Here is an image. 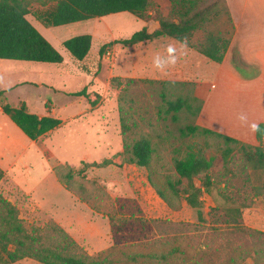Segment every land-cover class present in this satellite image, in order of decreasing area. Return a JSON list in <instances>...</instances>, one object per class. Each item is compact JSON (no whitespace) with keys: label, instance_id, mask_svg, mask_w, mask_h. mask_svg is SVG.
I'll return each mask as SVG.
<instances>
[{"label":"rangeland","instance_id":"1","mask_svg":"<svg viewBox=\"0 0 264 264\" xmlns=\"http://www.w3.org/2000/svg\"><path fill=\"white\" fill-rule=\"evenodd\" d=\"M55 1L29 0L30 13L26 17L59 51L62 62L0 59V90H5L10 106H17L21 100L33 112H39L44 100L50 99L59 118H69L88 107L89 127L86 130L78 124H63L57 132L33 142L17 163L21 164L19 168L2 169L0 195L15 206L27 233L38 235L40 243L53 247L58 233L52 226L56 224L66 231L65 221L74 211L77 223L80 218L84 222L82 228L76 226L77 236L83 241H76L79 247L73 254L90 264H264V184L250 164L244 163L242 154L247 148L240 149L241 143L225 144L220 138L199 132L182 134L181 129L195 123L193 110L197 102L191 101V111L182 108L173 119L172 112H165L161 98L164 89L158 82H183L165 89L171 99L191 96L193 66L200 63L197 58H201V65L214 64L191 46L203 39L206 30L216 33L230 29L228 15L213 18L187 41L159 36L131 46L115 43L106 47L111 52L106 57L105 51L98 52L102 44L128 37L143 26L148 31L158 28L156 16H168L169 0H152L147 19L121 11L46 26L35 16ZM250 18L253 23L264 22L262 13ZM79 34L92 37L89 54L81 61L72 58L62 45L65 39ZM235 64L239 65L237 61ZM113 76L134 81H122L115 87L109 82ZM82 88L89 92L94 104L90 98L71 94ZM118 104L130 126L127 142L144 136L152 144L150 169L125 161L128 154L123 153ZM45 105L50 107V102ZM96 127L104 129L113 150L102 148L100 156L90 152L81 159L86 151L79 147L80 143L94 138ZM14 129L9 117L0 111V140L11 137ZM263 140L264 135L256 146H263ZM227 145L234 151L230 161L224 163L220 150ZM188 150L213 157L210 175L214 185L210 194L201 196L203 221L169 186V182L180 190L184 186L176 183L173 159ZM104 158L112 163L78 171L83 167L81 161L99 162ZM57 164L63 165V171L65 166L73 168L71 190L53 172L51 167ZM148 177L176 209H170L156 194ZM195 182L199 180L195 178ZM224 205L242 207L238 221L244 230L225 223ZM11 264L43 263L23 257Z\"/></svg>","mask_w":264,"mask_h":264},{"label":"trees","instance_id":"2","mask_svg":"<svg viewBox=\"0 0 264 264\" xmlns=\"http://www.w3.org/2000/svg\"><path fill=\"white\" fill-rule=\"evenodd\" d=\"M171 8L167 17H162L159 13L157 18L159 27L148 31L143 26L141 29L133 32L130 36L117 38L102 44L98 52L102 54L106 47L115 43L123 46H131L140 42L149 41L156 37H170L176 41L183 42L190 39L193 33L212 20L219 18L222 14L231 18L225 0H169ZM152 4V0H56L48 5L35 16L42 24L62 25L75 21L88 19L91 17H102L110 13L128 11L139 19H147V11ZM30 13L29 0H0V59H12L22 61H34L43 63L62 62L63 57L59 51L38 31V29L27 19L26 15ZM231 27L222 32H212L206 30L203 39L192 44L195 50L210 61L220 63L229 45ZM92 37L89 34H79L62 42L63 47L68 51L72 58L81 61L89 54ZM122 81L130 83L134 78L122 80L117 76L110 78L109 82L115 87ZM138 81H148L154 83L151 79H138ZM164 91L161 92V98L166 105L165 112H172V118L176 119V113L182 108L191 111V101H196L197 105L193 110L194 117L198 115L202 99L194 95L192 89L191 96H176L174 99L168 97L165 89L169 85L183 83L169 80L158 81ZM193 88V86H192ZM5 90H0V109L10 120L26 135L29 139L35 140L46 134L48 131L58 127L61 120L50 115L38 116L29 112L24 101H19L17 106H10L6 102ZM76 96H86V89L71 93ZM120 96L117 97L119 101ZM93 102V101H92ZM120 134L122 136L123 153H127L126 162L135 164L138 167L150 169L153 147L147 137L134 139L127 142L130 126L127 123L121 105L118 104ZM212 135L222 139L225 144L241 143L240 149L247 148L243 152L244 163H249L252 171L262 178L264 184V140L263 146L250 145L239 140L224 135L222 133L199 126L198 124H188L181 129L184 135L194 133ZM264 135V122H260L255 127V136L261 140ZM222 161L228 162L232 157L234 148L230 145L221 150ZM213 157H205L200 152L188 150L184 156L173 159V168L178 176L177 184L184 183L180 189L176 188L175 183L169 182L173 194L182 198L186 205L192 208L199 221H203V202L201 196L203 193L210 194L214 185V180L210 175ZM83 167L79 172L87 167H104L111 164L110 159L104 158L97 161H81ZM57 164L52 167L57 179L62 182L66 188L71 190L70 181L73 178V168ZM4 176V171L0 167V180ZM195 178L199 180L195 182ZM149 183L155 189L156 194L169 206L170 209H176L167 195L148 177ZM183 180L185 182H183ZM224 210L225 223L244 228L238 219L242 216L241 206H222ZM18 212L15 206L0 195V264H11L23 257H32L43 264H90L81 256H76L73 251L78 248V244L66 231L60 226L53 225L52 228L58 233L55 246L43 245L39 241L38 235H30L21 225ZM250 232H259L249 230ZM9 245H13L10 248Z\"/></svg>","mask_w":264,"mask_h":264},{"label":"crops","instance_id":"3","mask_svg":"<svg viewBox=\"0 0 264 264\" xmlns=\"http://www.w3.org/2000/svg\"><path fill=\"white\" fill-rule=\"evenodd\" d=\"M225 3L231 18V34L222 61L201 65V58H197L200 63L193 66V92L195 96L202 99V106L195 118V123L233 137L242 143L258 145L255 128L252 126L264 122V22L253 23L250 17L256 13L264 14V0H225ZM235 61L239 65L235 64ZM90 97L89 92L86 91V96L81 98ZM46 102H50V107L45 105ZM90 102L95 103L92 99ZM25 105L29 112H33L26 103ZM42 105L43 108L39 112L33 113L38 116L56 117L54 105L50 99L44 100ZM88 109L85 107L69 115V118L57 117L61 120L60 125L41 137L51 135L54 130L57 132L63 124H78L76 126L81 128L85 126L88 130ZM5 119L8 121V118ZM95 122L98 123V121ZM11 125H14V134L0 140V142L4 141L0 143L2 169L9 166L19 168L21 164L17 163L20 162L25 151L33 146V142L41 138L31 140L12 121ZM98 129L96 127L94 138H88L80 143L79 147L86 151L81 155V159L88 157L90 152L100 156L102 148H106L107 152L113 150L112 142L104 135V129L102 128L101 131ZM69 213V219L64 225L65 230L75 241L82 242L83 239L77 236L76 226L82 228L84 218H80L78 224L77 214L74 211Z\"/></svg>","mask_w":264,"mask_h":264},{"label":"built area","instance_id":"4","mask_svg":"<svg viewBox=\"0 0 264 264\" xmlns=\"http://www.w3.org/2000/svg\"><path fill=\"white\" fill-rule=\"evenodd\" d=\"M110 54H111V52H110L109 49L105 51V56H106V57H109Z\"/></svg>","mask_w":264,"mask_h":264},{"label":"clouds","instance_id":"5","mask_svg":"<svg viewBox=\"0 0 264 264\" xmlns=\"http://www.w3.org/2000/svg\"><path fill=\"white\" fill-rule=\"evenodd\" d=\"M252 127H253V128H255V127H256V125H253Z\"/></svg>","mask_w":264,"mask_h":264},{"label":"water","instance_id":"6","mask_svg":"<svg viewBox=\"0 0 264 264\" xmlns=\"http://www.w3.org/2000/svg\"><path fill=\"white\" fill-rule=\"evenodd\" d=\"M157 25H158V27H159V22H157Z\"/></svg>","mask_w":264,"mask_h":264}]
</instances>
